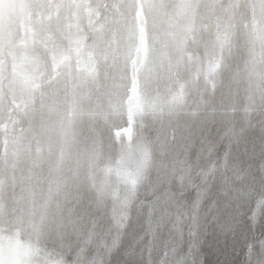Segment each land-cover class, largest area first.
Instances as JSON below:
<instances>
[{
  "label": "snow or ice",
  "instance_id": "snow-or-ice-1",
  "mask_svg": "<svg viewBox=\"0 0 264 264\" xmlns=\"http://www.w3.org/2000/svg\"><path fill=\"white\" fill-rule=\"evenodd\" d=\"M205 76L219 105L83 137L61 121L62 142L32 126L42 90L0 155V264H264V72L222 56ZM37 80L21 77L26 105Z\"/></svg>",
  "mask_w": 264,
  "mask_h": 264
},
{
  "label": "rangeland",
  "instance_id": "rangeland-1",
  "mask_svg": "<svg viewBox=\"0 0 264 264\" xmlns=\"http://www.w3.org/2000/svg\"><path fill=\"white\" fill-rule=\"evenodd\" d=\"M222 56L232 70L264 72V0H0V155L42 90L48 108L32 126L57 142L61 121L83 137L93 126L150 125L177 99L184 110L219 105L203 85ZM33 73L40 87L26 105L20 81Z\"/></svg>",
  "mask_w": 264,
  "mask_h": 264
}]
</instances>
